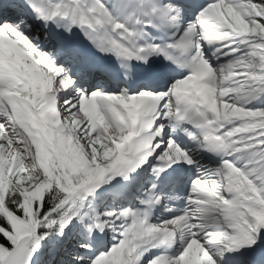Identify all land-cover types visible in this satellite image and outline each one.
I'll return each instance as SVG.
<instances>
[{
  "label": "snow or ice",
  "instance_id": "obj_1",
  "mask_svg": "<svg viewBox=\"0 0 264 264\" xmlns=\"http://www.w3.org/2000/svg\"><path fill=\"white\" fill-rule=\"evenodd\" d=\"M0 264H264V0H0Z\"/></svg>",
  "mask_w": 264,
  "mask_h": 264
}]
</instances>
